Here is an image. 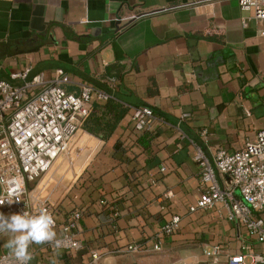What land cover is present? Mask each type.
<instances>
[{"label": "crops", "instance_id": "0c3cea01", "mask_svg": "<svg viewBox=\"0 0 264 264\" xmlns=\"http://www.w3.org/2000/svg\"><path fill=\"white\" fill-rule=\"evenodd\" d=\"M59 72L65 91L87 85L107 96L91 101L107 134L81 128L69 182L53 184L50 172L29 187L54 206L58 224L81 212L74 232L84 250L33 244L29 264H229L244 247L264 254V243L226 220L222 204L189 211L203 195L195 148L212 162L217 149H243L264 127V21L254 9L237 0H0V80L33 95ZM107 101L116 108L104 109ZM136 107L153 111L154 134L135 132ZM216 179L230 188V176ZM173 216L179 228L163 236ZM9 238L0 234V254ZM128 245L150 249L129 253Z\"/></svg>", "mask_w": 264, "mask_h": 264}, {"label": "built area", "instance_id": "2783aa9c", "mask_svg": "<svg viewBox=\"0 0 264 264\" xmlns=\"http://www.w3.org/2000/svg\"><path fill=\"white\" fill-rule=\"evenodd\" d=\"M241 10L254 9L255 19L264 21V0H237ZM53 84L42 87L37 93L27 95V87H14L0 80V212L6 217L13 214L38 215L42 210L50 214L58 228L59 241L49 244L53 251L79 252L84 243L75 234L81 219V212H73L58 224L54 206L48 202L33 199L30 185L35 183L53 166L58 158L69 151L77 132L91 111V101L106 100L104 93H97L92 87L82 85L76 95L61 86L66 81L62 72ZM33 82L40 83V77ZM159 122L153 111L147 107L131 110V123L137 132L152 129ZM206 136V131L201 132ZM194 160L199 167V182L203 195L190 212L209 211L222 204L226 209V220L236 222L245 228L260 243H264V127L257 133L254 142L243 149L229 153L225 149L216 150L213 161L201 148H195ZM216 172L231 177L229 189L222 190L216 179ZM238 191L241 199L233 195ZM19 197V201L15 199ZM14 202L10 205L8 200ZM180 218L173 216L163 226L162 235L171 236L179 228ZM150 248L144 245H128L129 253H145ZM159 251V243L152 245ZM249 251L236 257H229V264H264V254ZM220 247H214L213 263L217 262ZM92 260L98 258L91 252ZM0 264H17L10 250L0 254ZM29 264V262H28Z\"/></svg>", "mask_w": 264, "mask_h": 264}, {"label": "clouds", "instance_id": "9594fccd", "mask_svg": "<svg viewBox=\"0 0 264 264\" xmlns=\"http://www.w3.org/2000/svg\"><path fill=\"white\" fill-rule=\"evenodd\" d=\"M15 201H19V197ZM4 202L0 201V205ZM7 202L11 205L14 200L9 199ZM54 229V218L43 210L38 215H30L24 211L23 214L7 217L0 212V234L10 236L6 247L15 257L17 264H28V250L33 244L47 245L55 241L58 247L60 242L56 240Z\"/></svg>", "mask_w": 264, "mask_h": 264}, {"label": "rangeland", "instance_id": "374dc122", "mask_svg": "<svg viewBox=\"0 0 264 264\" xmlns=\"http://www.w3.org/2000/svg\"><path fill=\"white\" fill-rule=\"evenodd\" d=\"M75 138L74 137L70 149L67 153L62 154L58 160L53 164V166L47 171V173H51V177L53 178V184L59 179L62 180L58 186L63 185L64 181L68 180L69 182V176L71 177V172L69 169H71L72 164L79 160L81 157V152L78 151L77 148H79L76 144H75Z\"/></svg>", "mask_w": 264, "mask_h": 264}, {"label": "trees", "instance_id": "16d2710c", "mask_svg": "<svg viewBox=\"0 0 264 264\" xmlns=\"http://www.w3.org/2000/svg\"><path fill=\"white\" fill-rule=\"evenodd\" d=\"M114 108H116L115 105L112 102H110V101H107L105 106H104V109H107L108 111H112ZM101 125H104L102 117H96L94 115V113H93V110H92V111H90L89 115L85 119V121H84V123L82 125V129L85 130L87 133H89L91 135H94V136H98L100 134H102V135L105 134L106 135L107 133L102 131V129L100 127ZM133 129H134V127H133ZM153 130L154 129H147V130H144V131H141V132L145 133L144 135H146V133L148 135H152V134H154ZM135 132H136V130H135ZM144 135L137 138V141H138L139 144H141L142 140L145 139L146 136L144 137ZM120 147L121 146L118 143H116L115 147H114V150L116 152H119V151L123 152V151H121ZM79 252H82V250L79 251Z\"/></svg>", "mask_w": 264, "mask_h": 264}]
</instances>
